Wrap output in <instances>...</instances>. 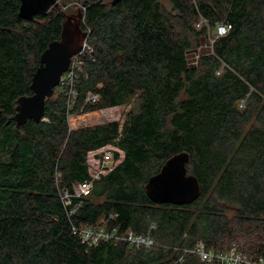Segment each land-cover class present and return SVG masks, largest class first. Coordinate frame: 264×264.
<instances>
[{"label":"trees","instance_id":"obj_1","mask_svg":"<svg viewBox=\"0 0 264 264\" xmlns=\"http://www.w3.org/2000/svg\"><path fill=\"white\" fill-rule=\"evenodd\" d=\"M69 3L84 6L92 47L73 116L57 90L42 120L17 126V100L32 94L41 53L74 12L61 9ZM19 4L0 0V264H220L184 252L198 241L216 251L239 241L264 256V0H60L32 20L19 17ZM221 22L230 29L191 66L188 51ZM88 92L98 100L85 103ZM132 99L121 122L70 126L75 115ZM105 148L112 168L68 215L58 189L90 179ZM182 151L199 197L155 204L148 178ZM101 219L155 244L88 247L72 232Z\"/></svg>","mask_w":264,"mask_h":264},{"label":"water","instance_id":"obj_2","mask_svg":"<svg viewBox=\"0 0 264 264\" xmlns=\"http://www.w3.org/2000/svg\"><path fill=\"white\" fill-rule=\"evenodd\" d=\"M119 0H111L114 4ZM59 0H20L18 15L24 20H32L38 14H46L57 7ZM82 12L66 15L58 39L52 40L43 50L39 65L31 77V95L18 98L14 119L17 126L27 120L39 122L43 118L45 101L58 86L61 75L66 71L70 59L82 48L86 37L80 27ZM190 51V50H189ZM188 51V52H189ZM188 63L191 64L189 53ZM195 64H191L194 66ZM189 154L185 151L169 157L159 171L150 176L145 185L147 197L155 204L187 205L200 195L197 178L187 172Z\"/></svg>","mask_w":264,"mask_h":264},{"label":"built area","instance_id":"obj_3","mask_svg":"<svg viewBox=\"0 0 264 264\" xmlns=\"http://www.w3.org/2000/svg\"><path fill=\"white\" fill-rule=\"evenodd\" d=\"M78 6L79 10L82 12L80 20L82 21L85 8L80 4H78ZM203 22H205V20L201 18L196 26L199 27ZM230 27L231 25L227 22L218 23L216 25L214 38L224 35ZM84 33L86 37L82 43L81 50L71 57L69 65L66 71L61 75L59 84L56 87L65 98L68 119L73 116L71 111L77 103L78 92L76 84L79 77L84 72L86 59L90 58L92 55V47L87 41L89 29L85 28ZM214 38L211 42H213ZM98 98L99 96L97 94L88 92L85 98V103L96 102ZM112 163V151L105 148L101 153L98 169L90 172V179L84 180L75 185L74 192H70L67 188L58 189L59 199L62 202V205L67 209L68 215L74 213L81 204L80 201L73 203V199L86 195L91 189L93 180L99 177L102 170H110L112 168ZM58 175L59 174L57 173V177ZM72 232L88 247L96 246L102 241H113L115 243L123 241L129 245L136 247L144 246L147 248L152 247L155 244L149 233L136 234L129 229L119 233L115 227L111 228L107 226V220L105 219H101L99 222L92 225H73ZM184 252L194 253L200 258V260L205 262L217 261L220 264H264V256H260L256 259H249L236 246H231L226 251H212L206 249L202 241H198L192 249H184Z\"/></svg>","mask_w":264,"mask_h":264},{"label":"rangeland","instance_id":"obj_4","mask_svg":"<svg viewBox=\"0 0 264 264\" xmlns=\"http://www.w3.org/2000/svg\"><path fill=\"white\" fill-rule=\"evenodd\" d=\"M59 4H60V0H59ZM67 7L70 8L71 10H73L74 14L77 12V8H78L77 4L69 3L68 6H61V9L67 10ZM214 35H215V30H213V29L209 30L207 33L206 39H202L201 45H199V46L194 45L190 49V51L188 53H189V58L191 60V62H190L191 64H195V65L197 64V60H198L199 55L204 50H207L209 48V43L214 38ZM56 92H57V89H55L54 93H56ZM132 104H133V99L128 104H125V105H122V106H119V107H116L113 109L93 111V112H91V114L86 113V114H83L82 116L75 115L76 116L75 121H72L70 126L71 127H79V126H87V125H96V124H100V123L109 122L112 120H119L121 122L123 117L125 116V113L130 109ZM231 246H236L244 255H246L247 258L256 259L255 257L247 254L246 252H244L242 250V247H243L242 242H240V243H239V241L235 242L234 244L230 245V247ZM230 247H228L222 251H226ZM209 250L216 251L215 249H209Z\"/></svg>","mask_w":264,"mask_h":264},{"label":"flooded vegetation","instance_id":"obj_5","mask_svg":"<svg viewBox=\"0 0 264 264\" xmlns=\"http://www.w3.org/2000/svg\"><path fill=\"white\" fill-rule=\"evenodd\" d=\"M74 13V12H73Z\"/></svg>","mask_w":264,"mask_h":264}]
</instances>
